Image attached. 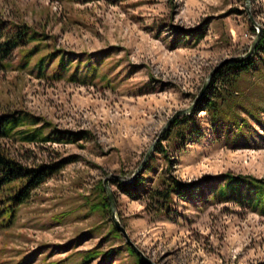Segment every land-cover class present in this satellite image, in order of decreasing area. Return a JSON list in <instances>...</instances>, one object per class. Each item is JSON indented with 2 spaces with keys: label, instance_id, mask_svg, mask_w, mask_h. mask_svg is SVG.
Masks as SVG:
<instances>
[{
  "label": "rangeland",
  "instance_id": "374dc122",
  "mask_svg": "<svg viewBox=\"0 0 264 264\" xmlns=\"http://www.w3.org/2000/svg\"><path fill=\"white\" fill-rule=\"evenodd\" d=\"M0 20L4 37L25 25L35 37L0 61V115L28 112L45 134L90 133L75 144L0 140L27 164L77 160L21 207L0 200V264H264L255 190L219 194L227 174L264 179V49L218 85V116L198 104L162 136L225 60L264 37V0H0ZM155 144L138 198L109 182L127 238L102 207L105 181L133 178ZM170 177L218 179L159 211L151 194ZM90 252L102 256L85 262Z\"/></svg>",
  "mask_w": 264,
  "mask_h": 264
},
{
  "label": "trees",
  "instance_id": "16d2710c",
  "mask_svg": "<svg viewBox=\"0 0 264 264\" xmlns=\"http://www.w3.org/2000/svg\"><path fill=\"white\" fill-rule=\"evenodd\" d=\"M4 22L0 20V61L6 60L17 48H21L23 44H27L29 41L34 40V36L29 34V27L26 25L21 28L18 34L11 37H4L2 34ZM202 37V35H199ZM3 42H1V40ZM264 49V37L261 39L260 44L257 47L258 52ZM39 50L37 46L33 49L28 59H31ZM56 54H53L51 58H54ZM64 61V60H62ZM45 62L46 59L42 58L38 66L41 68L40 75L45 76ZM255 63V57L238 64H228L224 68L218 71L215 75L212 85L209 88L206 95L199 103L196 113L201 111L205 112L208 109L214 112V116H218L219 103L218 96L213 95L214 91L218 89V85L222 84V87L228 86L227 83L232 79H237L242 72H247ZM232 70H237L234 74L228 75ZM232 84V83H231ZM192 116H186L182 120L176 122V124H187V121ZM40 118L32 116L30 113L21 111L13 112L0 115V140H13L26 144H48V143H78L81 140H86L89 136V132H70V131H59L53 130L49 134H45L44 128H36L39 125ZM50 125V124H48ZM51 126V125H50ZM166 139V138H165ZM158 153L163 151L168 156V151L159 144L156 150ZM75 157L64 159L59 162H49L42 164H27L16 157H13L8 151L0 145V200L2 203H8L10 208L16 209L22 205L28 203L32 194L39 189L41 186L46 184L55 175L59 174L67 165L72 162H76ZM150 162L146 165L145 169H149ZM216 177H207L202 182L194 183H182L175 177L165 179L166 188L162 191H155L151 194V198L160 206L159 211H163L167 208L168 204L173 200V196L177 195L183 197L184 195L191 193L195 190H200L202 184H210L216 181ZM225 187L219 189V194L226 196L228 192H236L238 197L242 195L241 189L243 186L253 189L257 195L256 205L261 204V208L264 211V179H256L254 177H241L227 174L223 176ZM145 182L144 173L137 177V179L130 185H122L115 181L118 189L123 194L131 197L138 198L141 195V187ZM241 197V196H240ZM162 201V203H161ZM103 209L110 211V203L107 197L104 198L102 204ZM113 232L118 233L117 229H113ZM107 254L103 256L108 257ZM102 254L90 252L86 256L88 262L93 258H99ZM142 264V261L139 260Z\"/></svg>",
  "mask_w": 264,
  "mask_h": 264
},
{
  "label": "water",
  "instance_id": "95a60500",
  "mask_svg": "<svg viewBox=\"0 0 264 264\" xmlns=\"http://www.w3.org/2000/svg\"><path fill=\"white\" fill-rule=\"evenodd\" d=\"M253 24L256 25V23L253 21ZM260 40H261V30L256 38V40L254 41L253 45L251 46V49L250 51L245 55V56H241V57H236V58H232V59H228V60H225L213 73L212 75L208 78L206 84L204 85L198 99L196 100V102L194 103V105L192 107H190L189 109H186V110H182L180 112H178L173 118L172 120L169 122V124L167 125V127L164 129L163 133H162V136L167 132V130L171 127V125L173 123H175L180 117L182 116H185V115H190L197 107V105L200 103V101L203 99V97L205 96V94L207 93L209 87H210V84H211V81H212V78L215 76V74L221 69L223 68L224 66H226L227 64H238V63H243L249 59H251L254 54H255V51L257 50V47L260 43ZM156 148V144L152 146V148L149 150L147 156L145 157L144 161L142 162L141 166L138 168V170L135 172L134 174V177L131 178V179H126L124 177H120V176H113L111 178H108L106 181H105V186H106V190H107V193H108V198H109V201H110V204H111V210H112V213H113V219L116 223V226L117 228L124 234L125 237L128 238L127 236V233L126 231L124 230V228H122L120 226V223L117 221L116 219V212H115V203H114V200H113V196H112V191L110 190L109 188V182L111 180H115L117 181L119 184H122V185H130L132 184L136 178L144 171L147 163L149 162V160L151 159L152 157V154L154 152Z\"/></svg>",
  "mask_w": 264,
  "mask_h": 264
}]
</instances>
